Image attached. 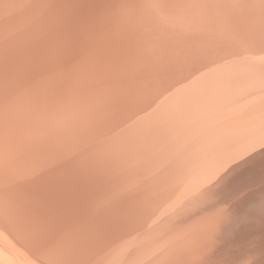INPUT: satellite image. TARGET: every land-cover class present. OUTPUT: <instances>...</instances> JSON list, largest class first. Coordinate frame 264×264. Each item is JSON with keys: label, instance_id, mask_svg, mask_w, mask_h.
Returning a JSON list of instances; mask_svg holds the SVG:
<instances>
[{"label": "bare ground", "instance_id": "obj_1", "mask_svg": "<svg viewBox=\"0 0 264 264\" xmlns=\"http://www.w3.org/2000/svg\"><path fill=\"white\" fill-rule=\"evenodd\" d=\"M258 67L264 0H0L2 247L20 261L104 264L97 228L114 218L99 187L128 161L112 148L149 128L140 113L152 105L164 123L194 109V79L212 88ZM138 175L156 195L164 177Z\"/></svg>", "mask_w": 264, "mask_h": 264}, {"label": "water", "instance_id": "obj_2", "mask_svg": "<svg viewBox=\"0 0 264 264\" xmlns=\"http://www.w3.org/2000/svg\"><path fill=\"white\" fill-rule=\"evenodd\" d=\"M234 80L238 86L222 87ZM191 83L196 90L186 97L194 109L164 123V112L158 117L157 105L150 106L140 113L149 128L137 137L124 134L135 141L110 152L128 161L112 163L115 172L99 187V210L110 213L107 223L114 218L107 229L97 228L109 243L104 264H264V68L212 88ZM101 145L91 143L88 151ZM141 170L164 177L156 195L153 182L136 188ZM2 244L0 237V264H49L25 252L20 261Z\"/></svg>", "mask_w": 264, "mask_h": 264}]
</instances>
